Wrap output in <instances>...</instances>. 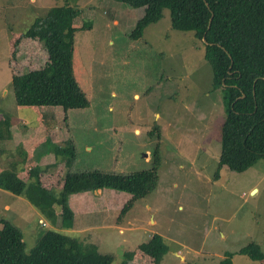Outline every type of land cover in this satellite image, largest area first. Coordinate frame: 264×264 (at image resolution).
<instances>
[{
    "label": "rangeland",
    "instance_id": "374dc122",
    "mask_svg": "<svg viewBox=\"0 0 264 264\" xmlns=\"http://www.w3.org/2000/svg\"><path fill=\"white\" fill-rule=\"evenodd\" d=\"M63 5L80 12L72 58L89 107H18L11 76L47 61L40 44L22 35ZM143 11L114 0H0V119L8 115L16 134L4 142L10 157L0 153V167L14 157L17 175L46 173L37 180L57 193L62 183L54 177L69 170L130 174L150 170L154 156L160 161L155 189L124 213L126 193L72 194L75 229L55 230L25 198L0 189V220L21 231L26 252L54 229L111 255L112 264H154L139 249L154 235L168 248L159 264H220L225 254L232 264H260L239 251L254 242L264 254V160L242 173L218 164L225 114L203 45L173 29L168 10L132 39Z\"/></svg>",
    "mask_w": 264,
    "mask_h": 264
},
{
    "label": "trees",
    "instance_id": "16d2710c",
    "mask_svg": "<svg viewBox=\"0 0 264 264\" xmlns=\"http://www.w3.org/2000/svg\"><path fill=\"white\" fill-rule=\"evenodd\" d=\"M114 1L144 10L131 32L132 39L141 37L143 30L158 22L162 12L168 10L173 29L192 32L202 43L204 59L212 71V86L221 92L225 114L218 164L231 172L242 173L264 159V0ZM79 15L78 10L68 5L53 7L45 16L36 18L22 35L40 44L47 61L37 70L11 76L18 107H60L64 112L89 107L73 68V38L79 30L74 27V21ZM11 124L8 115L0 119L2 154L6 151L2 142L11 139ZM67 143L72 147L70 141ZM59 150L57 148L56 152ZM5 155L10 157V154ZM15 159L13 157L7 168L0 167V189L25 198L55 230L71 228L73 213L67 203L69 195L105 189L123 192L131 196L122 209L124 213L136 200L145 198L155 189L160 165L154 156L150 170L130 174L67 172L56 193L41 185L37 180L39 173L34 176L30 170L27 174L30 177L20 178ZM57 206L60 211L55 210ZM0 227V264L113 263L111 255L99 253L94 246L87 248L77 238L54 229L44 230L26 252L23 234L18 228L6 220H0ZM139 249L151 257L154 264H159L168 250L158 235L142 243ZM239 255L264 264V254L254 242L240 249ZM232 256L225 254L220 264H232Z\"/></svg>",
    "mask_w": 264,
    "mask_h": 264
},
{
    "label": "crops",
    "instance_id": "0c3cea01",
    "mask_svg": "<svg viewBox=\"0 0 264 264\" xmlns=\"http://www.w3.org/2000/svg\"><path fill=\"white\" fill-rule=\"evenodd\" d=\"M115 22H116V21H115ZM115 24H116V23H115ZM53 109H54V108H53ZM11 123H12V121H11ZM13 125H15V124H14V123L11 124V130H10V131H11V139H12V140L15 139V136H16V134H15L14 131H13V130H14ZM135 132H136V131H135ZM59 134H60V131H59ZM61 135H62V138L65 136L64 133H63V134L61 133ZM12 137H13V138H12ZM54 138H55V137H54ZM11 139H10V141H11ZM65 139H66V138H63L61 143L66 142ZM4 142H5V141H4ZM4 142H2V146H3V148H5V147H4ZM18 142H19V140H18ZM263 160H264V159H263ZM69 172H72V171L69 170ZM38 175L40 176L41 180L44 179V176H47L46 173L38 174ZM61 175H62V174H61ZM19 176H20V178H27V177H28V175H27L26 173H25V174H21V175H19ZM62 177H63V176H62ZM54 178L57 179V181H59V183L62 182V179H60L61 176H56V177H54ZM98 193H100V191H98ZM83 194H84V193H83ZM113 195H114V194L112 193V194H111V197H112V198H115L116 195H114V196H113ZM89 227H91V225H89L88 228H89ZM74 229H75V226H72V225H71V228H70V229H66V230L73 231ZM80 229H81V230H82V229L84 230L85 228L83 227V228H80ZM56 230H57V229H56ZM58 230H62V229L59 228ZM81 230H79V231H81Z\"/></svg>",
    "mask_w": 264,
    "mask_h": 264
},
{
    "label": "water",
    "instance_id": "95a60500",
    "mask_svg": "<svg viewBox=\"0 0 264 264\" xmlns=\"http://www.w3.org/2000/svg\"><path fill=\"white\" fill-rule=\"evenodd\" d=\"M206 5H207V4H206ZM211 18H212V16H211ZM210 21H211V19L209 20V23H210ZM208 27H209V25H208ZM203 42L206 43L205 40H204V38H203ZM242 97H243V96H242ZM242 97H241V98H242ZM254 191H255V190H254ZM254 191H252V193H254Z\"/></svg>",
    "mask_w": 264,
    "mask_h": 264
}]
</instances>
